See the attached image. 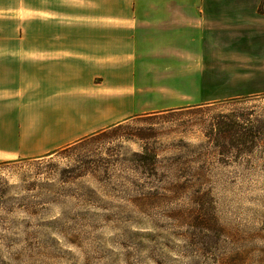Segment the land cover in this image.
I'll return each instance as SVG.
<instances>
[{
	"label": "rangeland",
	"instance_id": "rangeland-1",
	"mask_svg": "<svg viewBox=\"0 0 264 264\" xmlns=\"http://www.w3.org/2000/svg\"><path fill=\"white\" fill-rule=\"evenodd\" d=\"M230 20L222 15L220 61L148 82L142 112H172L142 113L74 150L0 162V264H264V132L250 154H222L204 137L233 109L264 121V65L231 58L249 40ZM142 147L155 154L152 176L139 171Z\"/></svg>",
	"mask_w": 264,
	"mask_h": 264
},
{
	"label": "crops",
	"instance_id": "crops-1",
	"mask_svg": "<svg viewBox=\"0 0 264 264\" xmlns=\"http://www.w3.org/2000/svg\"><path fill=\"white\" fill-rule=\"evenodd\" d=\"M222 15L264 65V0H0V162L169 111L142 112L148 82L220 61Z\"/></svg>",
	"mask_w": 264,
	"mask_h": 264
},
{
	"label": "trees",
	"instance_id": "trees-1",
	"mask_svg": "<svg viewBox=\"0 0 264 264\" xmlns=\"http://www.w3.org/2000/svg\"><path fill=\"white\" fill-rule=\"evenodd\" d=\"M187 108H182L178 111H182L184 109H197L198 112H201L203 105ZM149 115H144L143 117ZM251 115L252 114L247 109L245 110L243 108H237L229 111V113L226 115H218L216 117H213L210 121L209 133H206L204 137L210 145H212L216 149H219L222 154L229 153L231 150H234L236 154L242 152L244 154H250L252 152L251 145H253L257 140H261V132H264V121L256 120L254 122L251 120ZM249 123H251V126L249 128L247 126H243L244 124ZM122 125L123 124L115 125L109 129L93 134L72 145L66 146L54 152V154L79 148L81 145L85 144V142L94 140L100 136H104L110 131H113L114 133L119 132L120 130H123V128L121 127ZM257 129L258 131L255 132V130ZM141 140H145V138ZM141 149L142 152L135 155V157L138 158L137 162L139 163V171L145 176H152L149 171V166L153 163V161L150 157L155 158V154L149 152L145 147H142Z\"/></svg>",
	"mask_w": 264,
	"mask_h": 264
}]
</instances>
